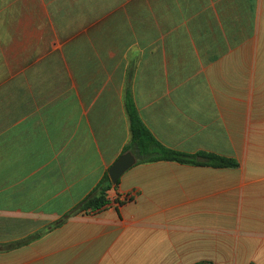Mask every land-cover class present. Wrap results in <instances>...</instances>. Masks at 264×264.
<instances>
[{
    "label": "crops",
    "instance_id": "obj_1",
    "mask_svg": "<svg viewBox=\"0 0 264 264\" xmlns=\"http://www.w3.org/2000/svg\"><path fill=\"white\" fill-rule=\"evenodd\" d=\"M128 96L238 166L136 158L71 213L126 154ZM198 263L264 264V0H0V264Z\"/></svg>",
    "mask_w": 264,
    "mask_h": 264
},
{
    "label": "trees",
    "instance_id": "obj_2",
    "mask_svg": "<svg viewBox=\"0 0 264 264\" xmlns=\"http://www.w3.org/2000/svg\"><path fill=\"white\" fill-rule=\"evenodd\" d=\"M127 111L130 117L131 141L126 149L127 152H132L138 159V163H152L157 161H173L181 164H190L197 166H211L216 168L237 167L235 160L210 154L199 152L195 154L185 153L182 151L170 149L160 143L152 135L149 129L144 125L135 104L128 96L126 103ZM117 184L111 182L109 173H106L100 184L94 190L90 197L74 210L85 211L86 213L94 212L102 209L108 203L106 198L108 192L117 187ZM210 264V263H198Z\"/></svg>",
    "mask_w": 264,
    "mask_h": 264
},
{
    "label": "water",
    "instance_id": "obj_3",
    "mask_svg": "<svg viewBox=\"0 0 264 264\" xmlns=\"http://www.w3.org/2000/svg\"><path fill=\"white\" fill-rule=\"evenodd\" d=\"M136 163L137 159L131 152L121 156L109 170L111 182L117 184L121 177Z\"/></svg>",
    "mask_w": 264,
    "mask_h": 264
},
{
    "label": "rangeland",
    "instance_id": "obj_4",
    "mask_svg": "<svg viewBox=\"0 0 264 264\" xmlns=\"http://www.w3.org/2000/svg\"><path fill=\"white\" fill-rule=\"evenodd\" d=\"M133 154V153H132Z\"/></svg>",
    "mask_w": 264,
    "mask_h": 264
}]
</instances>
